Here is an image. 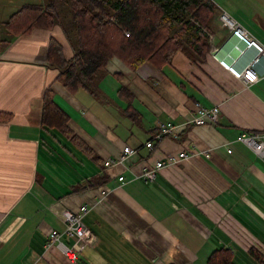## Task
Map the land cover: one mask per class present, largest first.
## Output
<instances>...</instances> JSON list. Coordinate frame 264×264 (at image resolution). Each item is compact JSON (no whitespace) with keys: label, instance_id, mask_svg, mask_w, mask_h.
Listing matches in <instances>:
<instances>
[{"label":"crops","instance_id":"crops-1","mask_svg":"<svg viewBox=\"0 0 264 264\" xmlns=\"http://www.w3.org/2000/svg\"><path fill=\"white\" fill-rule=\"evenodd\" d=\"M213 1L212 43L202 61L177 52L161 68L145 61L130 69L114 57L97 97L55 80L49 37L60 41L67 57L71 51L58 25L10 36V42L0 38V112L10 114L0 118V264H205L220 245L231 247L236 264H250L247 247L264 253V154L239 139L264 132V78L247 84L219 63L239 70L247 56L258 54L223 25L222 13L264 48V0ZM40 2L0 0V32L8 33L1 24L13 11ZM255 70L263 73L264 55ZM49 84L69 125L103 162L124 145L137 151L124 163L101 167L56 126L42 124ZM120 87L133 97H121L118 92L126 91ZM130 100L133 116L125 110ZM194 100L218 105V120L193 123ZM166 121L175 132L145 146ZM181 150L186 158L157 170L153 180L136 177L144 165ZM93 176L105 182L80 187ZM81 204L97 240L71 260L56 244L46 247L47 235L62 232L63 212ZM61 240L72 243L64 233Z\"/></svg>","mask_w":264,"mask_h":264},{"label":"trees","instance_id":"trees-1","mask_svg":"<svg viewBox=\"0 0 264 264\" xmlns=\"http://www.w3.org/2000/svg\"><path fill=\"white\" fill-rule=\"evenodd\" d=\"M218 10L213 0H43L27 3L13 11L2 27L10 36L27 34L32 29H52L58 25L70 46L67 57L63 45L54 36L48 40V66L57 69L55 80L75 92L87 90L98 96V83L112 58L135 69L145 61L157 68L169 63L177 52L192 61H202L212 43V19ZM125 31L128 33L126 34ZM118 92L131 98L132 92ZM125 110L136 111L128 101ZM9 113L0 112L3 120ZM67 112L54 100L47 85L43 95L41 123L56 126L94 163L104 166L102 158L68 123ZM104 176H93L80 187L101 185ZM87 184V185H85ZM247 253L264 264V253L249 246ZM205 264H236L229 246L216 247Z\"/></svg>","mask_w":264,"mask_h":264},{"label":"built area","instance_id":"built-area-1","mask_svg":"<svg viewBox=\"0 0 264 264\" xmlns=\"http://www.w3.org/2000/svg\"><path fill=\"white\" fill-rule=\"evenodd\" d=\"M223 25H226L232 32V34L240 40H243L247 45L255 46L258 49V54L255 55L251 61L250 65L239 72L231 64L227 63L225 60H220L219 63L231 72L237 78L242 79L245 83L250 84L257 81L260 78H264V71L259 75L255 67L259 62L260 55H264V48L259 45L252 36L247 35L245 30H242L241 26L234 21L232 18L228 17L225 13L220 15ZM126 34H128L125 31ZM261 53V54H260ZM194 110H193V119L192 122L195 124H204L207 122H215L219 117V107L214 104L212 106H205L197 100H194ZM175 124L171 121L161 122L158 124V133L152 136L145 146L151 147L154 139L159 140L166 134L175 132ZM239 139L252 147L253 150L258 154H264V132L261 131H251L248 133H242L239 136ZM230 152L231 148H227ZM137 151V148H133L129 145H124L122 152L118 154L115 158H106L103 162L104 166H111L120 163H124L128 157L134 154ZM206 157L209 156L208 150L200 151ZM187 153L185 150H181L177 153H167L163 157L153 161L152 166H143L139 172V175L136 177L142 178L144 181H151L154 179L157 170L169 166L170 164L177 163L180 160L186 158ZM120 181L124 180V176H118ZM88 211V208L85 204H81L79 209L76 212L70 210H65L63 213L65 217V227L62 232L57 229H52L48 232L46 247H50L53 244H56L57 247L63 252L65 256L73 260L77 257V254L80 253L82 247L85 244H94L97 240L96 235L92 230L85 224L83 217ZM65 234L67 238L72 240L71 244H67L61 240V235Z\"/></svg>","mask_w":264,"mask_h":264},{"label":"rangeland","instance_id":"rangeland-1","mask_svg":"<svg viewBox=\"0 0 264 264\" xmlns=\"http://www.w3.org/2000/svg\"><path fill=\"white\" fill-rule=\"evenodd\" d=\"M30 2H32V0H30ZM0 30H3L2 28H0ZM6 34H3V32H0V38H3L4 36H5ZM237 38V37H236ZM238 39V38H237ZM3 44L4 43H2V42H0V51L2 50V47H3ZM234 45V44H233ZM232 45V46H233ZM248 262L250 263V264H259L256 260H252V257H248Z\"/></svg>","mask_w":264,"mask_h":264},{"label":"bare ground","instance_id":"bare-ground-1","mask_svg":"<svg viewBox=\"0 0 264 264\" xmlns=\"http://www.w3.org/2000/svg\"><path fill=\"white\" fill-rule=\"evenodd\" d=\"M240 54L244 56V51H242ZM247 57L250 58V59L248 60V63H247L246 65H244L241 69H239V70H238L239 72H242L243 70H246V68L250 65L251 57H249V56H247ZM235 69H236V68H235Z\"/></svg>","mask_w":264,"mask_h":264}]
</instances>
